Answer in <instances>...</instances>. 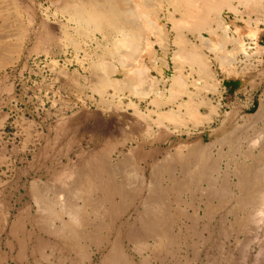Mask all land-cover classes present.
<instances>
[{
  "label": "rangeland",
  "instance_id": "obj_1",
  "mask_svg": "<svg viewBox=\"0 0 264 264\" xmlns=\"http://www.w3.org/2000/svg\"><path fill=\"white\" fill-rule=\"evenodd\" d=\"M4 1L3 235L24 220L55 264H264V107L235 116L218 80L237 78L216 64L233 31L262 34L264 8L228 0L225 33L217 21L187 32L172 14L180 1L157 0L158 27L115 44L105 21L75 15L82 0Z\"/></svg>",
  "mask_w": 264,
  "mask_h": 264
},
{
  "label": "bare ground",
  "instance_id": "obj_2",
  "mask_svg": "<svg viewBox=\"0 0 264 264\" xmlns=\"http://www.w3.org/2000/svg\"><path fill=\"white\" fill-rule=\"evenodd\" d=\"M1 1V0H0ZM6 1V0H5ZM4 1V2H5ZM66 1V0H65ZM157 0H82L81 3H79V5L75 8V15H77L81 21L83 22H99V21H105L109 28L110 31L114 34H116L115 36V44H119L122 41V38L126 39L127 36L133 34L134 35H144L143 33H145L146 29L145 27L149 26L148 28V32L151 30H155L157 23L154 21H151V17H149V14L147 13V10L150 8L151 4L154 3ZM162 1V0H161ZM176 1H180L178 2V4L180 3L181 6L180 8L175 9L174 11H176L175 13L173 12L172 14L176 13L178 14V20L179 22H181V24H183L182 26L187 27V32L191 29L193 32L194 31H198L204 32V27L210 22L209 25H211L213 22H216L219 17V13L221 12V10L223 9V7H227L228 9H230L229 12H231L232 10H235L234 8H232L229 4H228V0H176ZM242 3L245 5V11H260L263 10L264 8V0H241ZM7 2V1H6ZM67 2V1H66ZM158 2V1H157ZM167 2V1H166ZM165 2V3H166ZM1 3V2H0ZM71 3V2H70ZM159 3V2H158ZM158 3L155 2V4L158 5ZM164 3V2H161ZM159 3V5L161 4ZM164 3V4H165ZM170 2L168 1L167 4H169ZM174 3V2H173ZM176 3V2H175ZM173 4V5H177V4ZM69 4V3H67ZM72 4V3H71ZM76 4V3H75ZM74 4V5H75ZM171 4V3H170ZM5 5V4H4ZM7 5V4H6ZM5 5V6H6ZM156 5V6H157ZM158 5V6H159ZM172 5V6H173ZM4 6V7H5ZM8 6V5H7ZM76 6V5H75ZM161 6H164L161 4ZM167 6V5H166ZM169 7V6H168ZM174 7V6H173ZM164 8V7H162ZM161 8V9H162ZM167 9V7L165 8ZM8 10V9H6ZM167 12V10H165ZM173 10L171 9V12ZM258 11V12H259ZM157 12V11H155ZM159 12V11H158ZM9 13V12H8ZM247 13V12H246ZM256 13V12H255ZM3 14V12H2ZM1 14V15H2ZM159 14V13H158ZM169 14V15H172ZM248 14V13H247ZM167 15V14H166ZM173 15V16H175ZM263 16V15H261ZM260 16V17H261ZM163 17V16H162ZM259 17V16H257ZM3 17H1L0 19V23L4 20L2 19ZM150 18V19H149ZM170 18V16H169ZM173 18V17H172ZM263 18V17H262ZM2 20V21H1ZM7 21V19H5ZM80 21V20H79ZM80 21V22H81ZM168 21V20H167ZM171 21V20H170ZM174 23L175 21L172 20ZM5 22V21H4ZM147 26H146V23ZM82 23V22H81ZM177 23V22H176ZM2 24V23H1ZM0 24V25H1ZM91 24V23H90ZM179 24V23H178ZM216 27L218 29H221L224 33L227 30V27L223 26V22H216ZM214 24V25H215ZM4 25V23H3ZM7 25V24H6ZM4 25V26H6ZM173 25V24H172ZM171 25V26H172ZM90 26V25H89ZM95 26V25H94ZM98 27V25H96ZM181 26V27H182ZM2 27V26H1ZM11 27V26H10ZM177 27V26H176ZM210 27V26H207ZM9 28V27H7ZM152 28V29H151ZM175 28V26L173 27V29ZM178 28V27H177ZM176 28V29H177ZM183 28V27H182ZM190 28V29H189ZM189 29V30H188ZM216 29V28H215ZM213 29V30H215ZM1 30V28H0ZM161 30V29H160ZM190 30V31H191ZM211 28H208L207 31L209 33H213L215 31H213ZM217 30V29H216ZM85 31V30H84ZM184 31V30H183ZM1 32V31H0ZM3 32V31H2ZM80 32V31H79ZM149 32V33H150ZM177 32V31H176ZM207 32V33H208ZM85 33V32H84ZM82 33V34H84ZM161 33V32H160ZM1 34V33H0ZM12 34V33H11ZM148 34V33H147ZM194 34V33H193ZM18 35V34H17ZM159 35V34H158ZM143 37V36H142ZM153 37V36H152ZM10 37L5 33V34H1L0 35V54L2 52H4V49L7 47L5 43H8L7 40ZM83 38V37H82ZM131 38V36H130ZM136 38V37H135ZM158 38V37H157ZM176 38V37H175ZM180 38V36H179ZM148 39V38H147ZM200 39V36H199ZM198 39V40H199ZM103 40V39H102ZM128 40V39H127ZM201 40L203 41L204 39H202L201 36ZM142 41V40H141ZM208 41V40H207ZM128 42V41H127ZM143 42V41H142ZM158 42V41H157ZM10 43V42H9ZM126 43V40H125ZM199 43V42H198ZM11 44V43H10ZM123 44V43H122ZM130 44V43H129ZM126 43V45H129ZM145 44V43H144ZM172 44V43H171ZM203 44V43H202ZM205 44V42H204ZM9 45V44H8ZM131 45V44H130ZM143 45V44H142ZM173 45V44H172ZM184 45V44H183ZM182 45V46H183ZM192 45V44H191ZM174 46V45H173ZM186 46V44H185ZM198 46V45H197ZM12 47V46H11ZM127 47V46H126ZM129 47V46H128ZM131 47V46H130ZM142 47V46H141ZM201 47V46H200ZM199 47V48H200ZM204 47V46H203ZM125 48V47H124ZM123 48V49H124ZM185 48V47H184ZM189 48V47H188ZM191 48V47H190ZM205 48V47H204ZM203 48V49H204ZM141 49V48H140ZM179 49V48H178ZM133 50V49H132ZM180 50V49H179ZM178 50V51H179ZM182 53L183 56H185V59H189L193 62H195L196 64L199 63L198 61V57L196 56L195 50L193 49V51L190 50H185L182 49ZM8 51V50H7ZM104 51V50H103ZM126 51V50H125ZM139 51V50H138ZM181 51V50H180ZM179 51V52H180ZM14 52H16V50H14ZM9 53V52H7ZM125 53V52H124ZM11 55V54H10ZM180 55V54H179ZM1 56V55H0ZM120 56V55H119ZM175 56V55H174ZM125 57V56H124ZM1 58V57H0ZM181 59V58H180ZM179 59V60H180ZM125 60V59H124ZM135 61V60H134ZM1 62V61H0ZM4 62H1L0 65H2ZM166 65V64H165ZM133 66V64H132ZM199 66V65H198ZM202 66V64H201ZM200 66V68L203 70V68ZM131 67V66H129ZM142 67V66H141ZM181 69V68H180ZM190 69V68H189ZM199 70V69H198ZM134 71V70H133ZM175 71V70H174ZM200 71V70H199ZM106 72L108 73L109 71L106 70ZM203 72V71H202ZM112 74V73H110ZM109 74V75H110ZM134 74V73H133ZM135 79L136 78V75ZM129 77V76H128ZM132 74H131V78H132ZM127 78V77H126ZM130 78V77H129ZM125 79V78H124ZM123 79V82H124ZM139 80V79H138ZM113 81V80H112ZM122 81V80H121ZM137 81V80H136ZM129 82V81H128ZM126 82V83H128ZM116 84V83H115ZM120 84V83H119ZM112 85V84H111ZM122 85V84H121ZM120 85V86H121ZM124 85V84H123ZM127 85V84H126ZM130 85V84H129ZM137 85V84H136ZM132 87V84L130 85ZM129 86V87H130ZM116 87V86H115ZM133 88V87H132ZM125 90V89H124ZM128 90V89H127ZM115 91V90H114ZM105 94V93H104ZM108 98V97H107ZM98 104V103H97ZM179 106V105H178ZM134 108V107H133ZM172 108V107H171ZM134 116V115H133ZM159 121V120H158ZM157 121V122H158ZM154 122V121H153ZM156 124V123H154ZM153 127V126H152ZM99 153V152H98ZM204 153V151H203ZM206 155V154H205ZM191 157V156H190ZM106 158V157H105ZM264 158V157H263ZM98 159V158H97ZM102 159V158H101ZM186 159V158H184ZM124 160V159H123ZM107 162V161H106ZM122 162V161H121ZM204 162V161H203ZM119 163V162H118ZM123 163V162H122ZM200 163V162H199ZM211 164V163H210ZM118 166V165H117ZM124 166V165H122ZM241 166V165H240ZM240 166H238V168H240ZM107 167V166H106ZM105 167V168H106ZM116 167V165H115ZM245 167V166H244ZM198 168V167H197ZM237 168V167H236ZM250 168V167H249ZM95 169V168H94ZM100 170V168H98ZM103 169V168H102ZM118 169V168H117ZM254 169V168H253ZM256 169V168H255ZM92 170V169H91ZM104 170V169H103ZM203 170V169H202ZM250 170V169H249ZM94 171V170H93ZM105 171V170H104ZM120 171V170H119ZM236 171V170H235ZM255 171V170H254ZM92 172V171H91ZM117 172V171H116ZM118 173V172H117ZM116 173V174H117ZM91 174V173H90ZM104 174V173H103ZM240 174V173H239ZM94 175V174H93ZM92 176V175H91ZM106 176V175H105ZM109 176V175H108ZM242 176V175H241ZM251 176V175H250ZM90 177V176H89ZM195 177V176H194ZM254 177V176H253ZM97 178V177H95ZM197 179V177H195ZM251 178V177H250ZM239 179V178H238ZM245 179V178H244ZM192 181V180H191ZM246 181V180H245ZM110 182V181H109ZM91 183V182H90ZM89 183V184H90ZM193 183V182H192ZM244 183V181H243ZM246 183V182H245ZM253 183V182H252ZM261 183V181L259 182ZM264 183V181H263ZM158 184V183H157ZM247 184V183H246ZM243 184V189H245L246 193H249L247 189L248 185ZM257 184V183H256ZM242 185V184H241ZM255 185L254 183L252 184V186ZM102 186V185H101ZM104 186V185H103ZM109 186V185H108ZM250 186V183H249ZM256 186V185H255ZM257 187V186H256ZM239 188V187H238ZM251 188V186L249 187ZM258 188V187H257ZM104 189V188H103ZM111 189V188H110ZM263 189V188H261ZM152 190V189H151ZM158 192V191H157ZM220 192V191H219ZM260 192V191H259ZM152 193V192H151ZM214 193V192H213ZM226 193V192H225ZM244 193V191H243ZM156 194V193H155ZM220 194V193H219ZM217 193V195H219ZM245 194V193H244ZM254 194V193H252ZM250 194V195H252ZM119 195V194H118ZM152 195V194H151ZM215 195V194H214ZM225 195V194H224ZM154 196V195H152ZM253 196V195H252ZM262 196V195H261ZM157 197V196H156ZM241 197V196H240ZM158 198V197H157ZM224 198V197H223ZM253 198V197H252ZM255 198V197H254ZM259 198V197H258ZM212 199V198H211ZM245 199V198H244ZM248 199V198H247ZM260 199V198H259ZM149 200V199H148ZM251 200V198L249 199ZM157 201V199H156ZM245 201V200H244ZM262 201V200H261ZM246 202V201H245ZM147 204V203H146ZM150 204V203H149ZM250 204V203H249ZM164 209V208H163ZM166 210V209H165ZM157 211V210H156ZM167 215V214H166ZM114 217V216H113ZM154 218V217H153ZM156 219V218H155ZM158 220V219H157ZM146 221V220H144ZM162 220L160 219V222ZM167 221V220H166ZM152 222V221H149ZM159 222V223H160ZM149 224V223H148ZM161 224V223H160ZM156 225V224H155ZM148 227V226H147ZM117 228V227H116ZM153 228V227H152ZM129 230V229H128ZM152 230V229H151ZM95 231V230H94ZM96 232V231H95ZM131 232V231H130ZM149 232V231H148ZM159 232V231H158ZM152 233V232H151ZM151 235V234H150ZM97 236V235H96ZM115 237V236H114ZM169 241V240H168ZM122 242V241H121ZM131 242V241H130ZM157 243V242H156ZM166 243V242H165ZM136 244V243H135ZM138 247V246H137ZM143 248V247H142ZM135 249V248H134ZM139 249V248H138ZM136 250V249H135ZM134 250V251H135ZM157 250V249H156ZM262 251V250H261ZM153 255V254H152ZM153 258V257H152ZM148 260V259H147ZM162 263V262H161Z\"/></svg>",
  "mask_w": 264,
  "mask_h": 264
},
{
  "label": "built area",
  "instance_id": "obj_3",
  "mask_svg": "<svg viewBox=\"0 0 264 264\" xmlns=\"http://www.w3.org/2000/svg\"><path fill=\"white\" fill-rule=\"evenodd\" d=\"M243 16L248 18L244 14ZM260 25L262 34L259 36L238 35L233 31L228 44L219 45L217 50L218 72L220 74L228 72L242 81L238 93L233 94L234 100L228 104L230 110L235 108L238 110L236 116H239V119L243 117L239 115L243 109L257 113L261 106L264 107V24ZM218 81L224 93L225 87L222 85L224 81L222 79ZM259 124L264 127V117Z\"/></svg>",
  "mask_w": 264,
  "mask_h": 264
},
{
  "label": "crops",
  "instance_id": "obj_4",
  "mask_svg": "<svg viewBox=\"0 0 264 264\" xmlns=\"http://www.w3.org/2000/svg\"><path fill=\"white\" fill-rule=\"evenodd\" d=\"M225 87V92L222 93L220 100L227 99L228 104L234 100L233 94L236 95L242 85L240 79L237 80H225L222 84ZM245 107V105H244ZM233 110L235 116L236 108ZM258 113V112H257ZM253 110L243 109L239 115L245 118H251V116L257 114ZM122 192V191H121ZM19 234L14 236L11 240L3 235L4 230H0V264H55L52 258V253L47 250L45 246H37L36 240L41 242H51L46 240V236L36 237L28 230L27 223L24 220H20ZM38 250V251H37Z\"/></svg>",
  "mask_w": 264,
  "mask_h": 264
}]
</instances>
